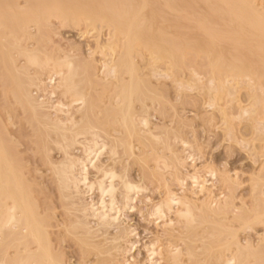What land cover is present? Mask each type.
I'll list each match as a JSON object with an SVG mask.
<instances>
[{
	"label": "bare ground",
	"instance_id": "1",
	"mask_svg": "<svg viewBox=\"0 0 264 264\" xmlns=\"http://www.w3.org/2000/svg\"><path fill=\"white\" fill-rule=\"evenodd\" d=\"M23 1L24 6L19 7L18 0H0V78L4 81L2 85L9 83L11 86L8 92L12 97L10 94L7 95L13 98L15 104L12 103V99L8 103L11 102L12 107L16 105L19 109L3 108L0 110L2 112L0 113V264H71L61 251L63 246L61 243L63 244L67 239L75 241L74 245L79 247L77 254L80 253V258L76 264H117L119 263L115 261L117 257L115 260L113 257L120 250H124L125 245V254L128 255L135 250L137 242L130 240L135 237V234L128 228L127 231L118 234L116 232L114 236L111 234V240L104 237L105 245L109 242L110 248L104 247L103 241L101 242L102 247L101 243L92 241L94 234L91 235L89 232L92 229L89 220L90 218L94 220L96 227L105 229L106 233L107 229L113 226L120 227L122 211L133 209V204L139 194L146 192L147 188L128 179L126 174L128 172H125L127 167L121 166V160L116 159L117 150L125 146V153L129 155L128 157H134V146L131 139L135 136L145 142L146 140L161 142L159 137L153 135L151 127L148 129L147 118L139 116L138 112L134 111L135 108H132L133 99L137 100L134 97L139 94V85L143 84L139 82L136 74L132 53L135 49L139 52L140 48L144 47L143 50H149L152 57L154 56L152 58L154 61L165 59L169 62L170 69L175 68L178 63H181L179 61H185V53L180 44L174 43L172 49H170V44L173 43L175 36L181 42L183 35L176 33L173 36L171 31H167L170 26L167 24L166 16L176 14L178 21L176 23L179 27L181 21L190 24L193 16L199 13L200 8H204L208 17L194 22L198 30L201 28L203 32L205 31L209 45L213 47L214 58L213 62L210 61V67L214 74L223 72L227 77L244 79H251L257 75L264 77V9L258 8L256 0H155L149 9L151 19L147 25L142 20V13L149 3L147 5L144 0L140 3L135 0H101L98 6L94 5V0ZM159 10H161L162 17L158 15ZM52 18L72 25L85 22V25L89 27L96 23H103L111 29L115 45L123 39L122 51L113 66L102 65L104 69L106 68L105 77L117 81V91H113L112 97L109 96V100L106 101L108 104H103L104 100L101 102L102 98H98L101 95L96 96L100 100L99 104L97 102L98 105L96 101L92 103L89 100L87 91L80 87L82 81L77 80L79 67L70 58L65 55L64 58L62 56L57 59L51 58L50 56L54 57L53 54L56 53L53 52L52 55L47 56L48 53L45 55L39 50L28 49V45L24 44L35 40L29 31L31 24L39 33L47 30L46 27ZM143 30H148L150 36L145 35L144 37ZM224 45L229 49L226 54L223 51ZM29 67H38L41 71L48 68L47 84L37 74L29 75ZM121 73L128 75L127 83L123 82ZM82 74L90 87L98 88L96 80L99 85L100 80H102L101 85L104 84L103 79L95 77V73L93 74L87 65L84 66ZM36 81L39 82V86ZM216 81L219 87L215 91L222 93L224 83L221 80L222 84L219 78ZM33 86L37 87V90L47 99L40 100L39 98L38 100V96L34 97L29 90ZM226 89L228 92V88ZM259 103L264 104L261 101ZM74 105L77 106L74 113L79 114L77 117L71 113ZM19 111L26 117L25 122L28 121L29 132L31 130L33 132V135L30 132L31 137L36 138V141H31H34L33 143L42 153V159L39 158L49 172L46 174L48 177L50 175L51 188L55 191L54 194L56 193L54 196L58 197V200L56 199L59 201L58 206L63 209L66 219H62L61 214L58 216L56 214L58 219L61 215V220L54 221L57 219L54 214L57 213L54 212L57 205L55 204L56 207L52 205L53 202L50 203L52 197L50 199V196L47 197L51 201L47 200V194L45 196L42 191L44 189L39 188L40 183L38 179L35 180L36 177L34 178L37 172H40L37 171L38 167H36L34 176L32 171L23 169L25 164L22 162L25 161L23 159L20 161L18 151L15 149L18 146L14 145L15 140L12 138L13 133L5 124L8 118L21 116ZM12 123L14 122L11 120ZM32 142L30 144L34 149ZM138 143L140 146L141 142ZM155 143L152 144L156 145ZM181 143L185 153L188 144ZM141 146L145 149L148 146L153 147L145 144ZM164 146V149L170 147L169 145L166 147V144L162 147ZM78 147L81 152L80 156L73 155V150H77ZM37 148L35 147L36 150ZM167 150H171V147ZM53 151L61 155L60 161L51 159L50 155L51 152L54 154ZM175 152L171 156L170 160L172 162L173 159V164L171 166L169 164L170 167L167 163L165 164L162 156L159 158V154V159H155V163L158 165L161 162L162 171L169 168L174 170L171 177L174 176L173 180L177 182L183 193L179 195L180 193L166 187L165 183L166 189L164 188L163 197L152 205L151 201L149 202L148 216L152 217L155 223L159 222L162 229L161 234L163 232L167 240L162 241L166 242V245L163 244L165 246L158 245L160 240L156 243L145 244L143 264H264V246L255 245L248 237L241 240L237 230L233 229L234 225L240 228H250L251 221L262 218L264 211L256 213L250 220L252 218L250 212L246 208H238L235 205L234 193L231 192V194L229 190L230 194L227 193V196L224 193L216 195L214 194L216 192L211 190L212 184L207 186L209 183L207 178L215 179V171H205V177L199 174L200 171H193L191 174L188 171L189 174H183L180 172L181 169L179 171V167L183 166L187 160L192 161L193 157L187 153L183 155L185 158L181 159ZM103 155L105 157L108 155L109 159L107 157L105 159L110 160L111 165L100 161ZM118 165L123 168L119 169ZM158 167L157 170L160 171ZM90 171L95 173L94 179H90ZM159 171H156L158 175ZM47 175L46 178H48ZM226 176L222 183H231L230 178ZM164 178L159 177L160 180ZM140 179L144 180L142 177ZM147 182L149 181L145 184ZM187 187L189 189H186ZM94 194H96L95 201L91 199ZM74 195L90 198V201L79 207L74 203L75 199L78 202V197L75 198ZM149 199H145L146 203ZM83 202H81L82 205ZM72 215L75 216L71 219ZM205 223L218 226L217 237L209 233V236L213 238H206V241L212 240L213 242L217 238L218 244L213 255H208L201 260L196 251L203 250L204 255L207 249L203 243L200 247L192 244L197 242V239H205L204 234L207 231L204 230L205 228L204 231L201 228L200 233L197 232L199 226ZM57 228L61 231L56 230L59 231L56 234L52 229ZM176 239L185 245L184 249H182L183 246L175 244ZM123 260L122 264H130L134 258L133 256L124 257Z\"/></svg>",
	"mask_w": 264,
	"mask_h": 264
},
{
	"label": "rangeland",
	"instance_id": "2",
	"mask_svg": "<svg viewBox=\"0 0 264 264\" xmlns=\"http://www.w3.org/2000/svg\"><path fill=\"white\" fill-rule=\"evenodd\" d=\"M135 1L137 3L141 2V0ZM144 1L147 5L149 3V6L142 13V20L148 25L151 19L149 9L151 8V5L155 2V0ZM23 2V0H18V3L20 4L19 7L24 6ZM99 3H101V0H94L95 6H98ZM256 4L258 5L259 9H264V0H256ZM200 9L202 11L200 10L199 13L193 16V20H191L190 24L186 23L185 21H181L179 27H177L178 25L176 23L178 22L176 14L172 13L166 16V20H168L167 24L170 26L167 31H171L173 36L176 33H181L183 35L181 42L175 36L173 37V43L170 44L171 46L169 45L170 49H172L174 43L180 44L183 53H185V61H179L181 63H178V66H176L175 68L170 69L169 62L165 59V62L164 60L154 61L152 59L154 56L152 57L149 50H143L145 49L144 47L140 48L141 50H139V52H137L138 50L135 49L134 53H132V58L136 68V74L139 78V82L141 81L140 83H143L142 86L139 85V96L137 95L134 97L137 98V100L133 99L134 101L132 103V108L136 109H134V111L138 112L139 116L147 118V120L149 121L148 129L151 127L150 130L153 135L159 137L162 143H159L156 140H146L147 142H145L142 141L141 138L135 136L134 138H132L133 140L131 139L134 146V157H128L129 155L125 153V146H121L117 150L118 157H116V159L118 158L119 161L121 160V166L127 167L125 172H128L126 173L128 175V179L135 184L138 183V185L140 186L142 184V187L144 186V188H147L146 192L139 194L140 197L138 196L137 200L134 202L133 209L122 211L120 217L123 221L120 219L121 221H119V229L116 226H113V228H110L111 230L107 229V234L105 229L96 227L97 225H95L96 223H94V220H91V218L89 220V222L91 223L89 225L92 228L91 229L89 227L91 229L89 232L91 233V235L94 234L92 235L94 236L92 238L93 242L96 241L101 243L104 240V237L109 238L108 240H111V236L116 235V232L118 234L119 232H124L128 229H131V231H133V234H135L134 238H130V240L137 242L135 250L127 255L125 254V245V247H123L124 250H120L113 257V260H115L117 257V259L115 260L119 261V263L117 262V264H122V260L124 259V257L129 258L132 256L134 258V261H130V264H143V262L145 261V252L143 251L145 244L151 242L156 243L160 240V242H158V245H166V242L162 241H165V239L167 240V236H165L163 232L161 234L162 229L159 226V222L155 223L153 221V218L148 216V209L150 203L152 205L156 203V201L158 202L161 197H163V193L166 189V184V187H169V189L180 193L179 195H181L183 192L181 193L182 190L180 189V187H178L177 182L173 180L174 176L171 177V175L174 174V170L172 168L163 169V171L165 172L163 174V167L162 165H160L161 162L158 160L160 163H158V165L155 163V159H159L160 156L164 158L165 164L167 163L168 166L169 164L171 166L173 164V159L172 162L170 159L171 156L174 155L175 151V154L180 156L181 159H184V156L187 153L192 155V161L187 160L185 162L186 165L184 164L183 166H181L182 168L179 167V171L180 169L182 170L180 172H182L183 174H189L190 172L191 174L193 173V171H200L199 174L202 177H205L206 172L215 171V179L213 178L211 180L207 178L209 180L207 186L212 184L213 188H210L212 192H216L214 194L219 195L220 193H224L227 196V193H234L233 197L235 196V205L238 208H246L252 216L250 220L254 218V215L256 213L264 211V104L259 103L260 101L264 102V77L261 75H257L255 77H252L251 79H244L242 77H227L223 72H221L220 74H214L213 70L210 67V61L213 62L214 58L213 47L209 45V40L206 37L205 31L203 32L201 28L198 30L194 22L196 20L202 21L204 18L208 17V15L204 12V8ZM159 11L160 12L158 15L159 17H162L161 10ZM83 23H79L78 25L64 24L60 20L52 18L50 19L46 27L47 30H42L39 33L31 24L29 31L34 36L35 40H31L29 42L27 41L28 43L26 42L24 44L26 46L28 45V49L36 51L39 50V52L45 55H47L48 53L47 56L52 55L53 52L56 53L53 54L54 57L50 56L51 58L57 59L58 57L61 58V56L63 58L65 56L70 58L75 63V65L79 67V77H77V80L82 81L80 87L84 88L87 91L86 93L89 100L92 103L96 101L95 103L97 104L98 102L99 104L100 100H98L96 96L101 95V97H98L102 98L101 102L104 100L103 104H108V102L106 101H108L109 98L112 97L113 91H117V81L109 77H105L106 68L104 69L102 65L105 66L107 64V67L113 66L114 61L118 59L122 51L121 43L123 42V39L121 40V42H119V44L115 45L114 39L112 38V31L110 28H108V26H106V24L104 26L103 23H96L94 26L89 27L85 25V22ZM143 35L144 37L145 35L150 36L149 31L143 30ZM223 51L225 54L229 51L226 45L223 46ZM85 65L90 68L93 74L95 73V77L103 79V85H101L102 80H100L101 86L96 82L98 80L95 79V83L97 84V87L99 89L90 87L87 79H85V77L83 76L82 73ZM28 73L31 76L37 74L39 78L47 84L46 80L48 76V68L41 71L38 67H29ZM121 76L123 82L127 83L129 80L128 75L125 73H121ZM218 78L224 83L222 93H220L221 91L216 92L217 87H219L216 81V79ZM213 79L215 81H212ZM3 82V79L0 78V110H2L3 108H17L16 105L12 107V104H10L11 102L8 103V101H11V99L12 103L14 102L13 98H11V94L8 92L11 89V86L9 83H5L4 85H2ZM36 83H38L37 86L40 85L38 81H36ZM232 85L233 88H231ZM224 87L228 88V92H226L227 89ZM29 90L32 92V95L34 97L38 96V100L39 98H41L40 100H43V98L44 100L47 99L46 97H43L44 95L39 90H37V87L33 86L29 88ZM7 94H10L11 97ZM6 97H8L9 99H7ZM139 97L141 98L139 99ZM56 98L58 99L57 96ZM56 98L54 99V101L56 100ZM73 107L74 108H71V113H73L74 117L79 116V114L74 113L76 111L75 107L77 106L74 105ZM247 112L249 114H247ZM0 113L2 112L0 111ZM18 113L19 115H21L20 111ZM25 119L26 117L21 115L13 117L11 119L8 118L10 122H7L8 120L6 118V123H3H5L6 126L9 127V131L13 133L12 138L16 142H14V145H16V147L18 146V148H15L17 149L16 151H18L17 154L20 158V161H25L22 162L26 166H23L24 171H27L28 169L29 171H32V175L34 176V174H36V167H38L37 171L40 172H37L38 175L36 174L34 178L36 177L35 180L38 179L40 183L39 188L41 190L42 188L44 189L42 191H44L43 193L45 196L47 194L46 198L50 196V199L52 197V201L47 198V200L51 201L50 203H54H52V205H54L55 207L57 205L56 209L54 210V212H57L54 213L55 216L56 214L57 216L58 214H61L62 219H66V216L63 214V209L58 206V197L54 196L56 195V193L54 194L55 191H53V189L51 188L52 184H50V175L48 177V175L46 174H49V172H47L46 167H44V165L42 164V153L39 152L36 144L33 143L34 141H36V138L34 139L35 136L33 138L31 137L30 132L32 133V135L33 132L32 130L29 132L30 129L27 126L28 121L26 120V123ZM11 120L14 122L12 123L13 125L11 124ZM29 135L31 138L29 137ZM31 140L34 141L32 142ZM30 141L34 144L37 150L35 149V147L33 149V145L30 144ZM138 142H141L140 146L145 144L147 146L150 145L153 147L148 146L145 149V147L143 146L140 147ZM149 142L151 144H154L156 142V145H151ZM181 142H186L188 144V148L186 149V151L189 152H183L184 148L182 147ZM163 144H166V147H168L169 145L172 151L167 150L168 148L170 149V147L164 149L165 146L162 147ZM155 148L157 151L155 150ZM34 150H36L37 152ZM77 150H79V147ZM77 150H73L74 152L72 153L73 155L75 154L77 156H80L81 152L80 150ZM177 150H179L180 152ZM38 152L40 155L38 154ZM171 152L173 153L171 154ZM53 153L54 154H52L51 152V159L57 162L60 161L61 155L56 151H53ZM106 157L105 155H103L100 161H102L104 164L106 163L107 165H111V161H108L109 157H107V160L105 159ZM122 162H124L125 165L122 164ZM119 166L120 165H118L117 167ZM121 166L119 167V169L123 168ZM157 167L158 169L160 167L162 168H160L159 171L157 170ZM156 171L160 172L159 175ZM151 173L152 175H150ZM46 175L48 178H46ZM94 175L95 173L90 171V179H94ZM225 176L226 178H230L231 183H222L225 179ZM141 177L144 179L143 181L146 180L149 182L145 184L146 181L144 183L140 179ZM155 177L158 178V180ZM159 177H165L162 180H165L166 182L160 180ZM45 186L47 188H45ZM162 186L163 188H161ZM188 187L186 189H189ZM226 187L229 188L227 189ZM156 188H158V190ZM50 191L52 194L49 193ZM95 195L96 194L91 197L93 201L96 200ZM74 196L75 198L78 197V202L75 199L76 202L74 201V203L79 207L80 205H86L90 201V198H82L83 196L81 195ZM145 199H149V201H147L148 203H146ZM79 201L80 203L83 201H85L86 203L83 202L82 205V203L80 204ZM146 205L147 207H145ZM57 216L55 218H57ZM60 216V219L57 218L54 221H60ZM73 216L75 215H72L71 219L74 218ZM263 217L259 219L260 222L259 220L256 221L253 219L251 221L250 228H240L239 226L234 225L233 229L237 230L238 236L241 237H239L241 240L247 239L248 237L249 239L251 238L250 240H252L255 245L262 244L264 246ZM170 218L173 219L172 216H170ZM54 223L55 222H53V224ZM201 228L202 230L204 228L205 231L207 230L205 232L206 234H204L206 235L204 237L205 239H197V242L193 243L192 245L195 244L196 246L200 247L202 246V243L204 244L205 248L207 249V251L204 252L205 256L203 255V250L196 251L197 255H199V258L203 260L208 255H213L217 250V238H215L217 240H215L216 242H213L212 240L206 241V238L212 239L213 237L209 236L211 233H213L212 236L214 235V237H217L218 226L215 224L209 225L207 223L201 224L197 229L198 233H200ZM56 230L61 231V229L58 228L52 229V231L57 234L59 231ZM97 231L100 233H98ZM159 234H161L162 236ZM54 238L57 237L54 236ZM176 240L175 244L177 243L178 245L183 246V248L181 246L180 247L184 249L185 245L182 242ZM103 243L104 247L106 246V248H110L109 242L107 243L109 246L105 245L106 243L104 241ZM74 244L75 241H69V239H67V241L65 240L63 244L61 243V246L63 245L61 247V251H63L65 257L67 258V260L69 259L68 261L71 264H76V262L79 261L80 258V253L77 254V252H79V247L77 248ZM205 244H208L209 246ZM101 245L103 247L102 243ZM105 258L109 259L108 256H105Z\"/></svg>",
	"mask_w": 264,
	"mask_h": 264
}]
</instances>
